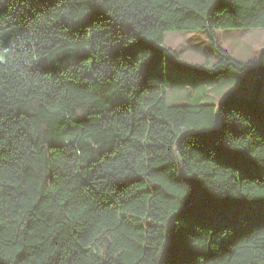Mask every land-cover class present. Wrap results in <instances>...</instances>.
<instances>
[{
	"label": "trees",
	"instance_id": "trees-1",
	"mask_svg": "<svg viewBox=\"0 0 264 264\" xmlns=\"http://www.w3.org/2000/svg\"><path fill=\"white\" fill-rule=\"evenodd\" d=\"M228 28L264 0H0V264H264V102L166 100L168 31L264 71Z\"/></svg>",
	"mask_w": 264,
	"mask_h": 264
},
{
	"label": "rangeland",
	"instance_id": "rangeland-1",
	"mask_svg": "<svg viewBox=\"0 0 264 264\" xmlns=\"http://www.w3.org/2000/svg\"><path fill=\"white\" fill-rule=\"evenodd\" d=\"M217 34L232 59L243 63L264 60V28H228L218 30ZM162 46L175 50L181 60L166 64L168 104H218L226 95L249 92L257 102H264V71L258 70L259 65L254 66L255 72L248 68L238 71L233 67L213 70L218 58L202 31H168ZM197 64L205 69L195 68Z\"/></svg>",
	"mask_w": 264,
	"mask_h": 264
},
{
	"label": "water",
	"instance_id": "water-1",
	"mask_svg": "<svg viewBox=\"0 0 264 264\" xmlns=\"http://www.w3.org/2000/svg\"><path fill=\"white\" fill-rule=\"evenodd\" d=\"M231 95H234V96H237V97H239V98H241V99H243V100H246V99H249L250 97H251V93H250V95L248 96V97H246V95L245 94H236V93H232Z\"/></svg>",
	"mask_w": 264,
	"mask_h": 264
}]
</instances>
